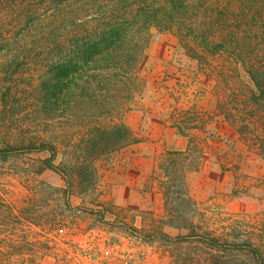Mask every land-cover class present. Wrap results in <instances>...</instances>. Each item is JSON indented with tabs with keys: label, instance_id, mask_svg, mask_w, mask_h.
Wrapping results in <instances>:
<instances>
[{
	"label": "rangeland",
	"instance_id": "rangeland-1",
	"mask_svg": "<svg viewBox=\"0 0 264 264\" xmlns=\"http://www.w3.org/2000/svg\"><path fill=\"white\" fill-rule=\"evenodd\" d=\"M137 71L138 91L114 121L141 141L96 158L93 188L70 194L71 207L58 174H35L45 154L0 162V197L18 213L34 192L45 213L32 219L40 225L17 217L5 226L0 253L13 264H255V252L264 256V118L248 101L247 75L223 56L197 61L174 33L157 30ZM189 145L187 160H177L187 174L168 189L161 156ZM139 156L150 158L141 174L132 165Z\"/></svg>",
	"mask_w": 264,
	"mask_h": 264
},
{
	"label": "trees",
	"instance_id": "trees-1",
	"mask_svg": "<svg viewBox=\"0 0 264 264\" xmlns=\"http://www.w3.org/2000/svg\"><path fill=\"white\" fill-rule=\"evenodd\" d=\"M153 30L174 33L197 61L223 56L239 65L253 85L250 106L264 118V0H0V162L45 154L35 174H58L71 207L70 194L93 188L87 176L97 172L96 158L141 141L114 117L138 91ZM189 151L163 152L168 189L184 180L188 168L177 160ZM35 195L18 213L0 197V234L12 218L40 225L32 220L45 215ZM255 253V264H264ZM10 259L0 253V264Z\"/></svg>",
	"mask_w": 264,
	"mask_h": 264
},
{
	"label": "crops",
	"instance_id": "crops-1",
	"mask_svg": "<svg viewBox=\"0 0 264 264\" xmlns=\"http://www.w3.org/2000/svg\"><path fill=\"white\" fill-rule=\"evenodd\" d=\"M149 161H150L149 157H147V156H139L137 158L132 159V165L134 163H136V162H137V164L139 163L138 164L139 166L136 168V171H137V173L141 174V173L146 172V170L149 169V167H150V165H148Z\"/></svg>",
	"mask_w": 264,
	"mask_h": 264
}]
</instances>
